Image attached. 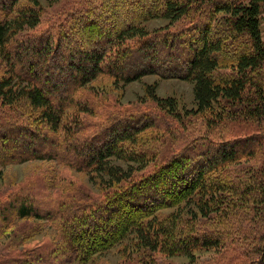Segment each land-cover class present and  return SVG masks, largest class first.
I'll return each mask as SVG.
<instances>
[{
    "label": "trees",
    "instance_id": "16d2710c",
    "mask_svg": "<svg viewBox=\"0 0 264 264\" xmlns=\"http://www.w3.org/2000/svg\"><path fill=\"white\" fill-rule=\"evenodd\" d=\"M83 1L67 14L70 23L40 32L37 1L20 8V0H0V161L57 160L98 173L109 196L60 193L45 183L41 195L7 198L0 236L13 229L7 236L20 241L9 239L8 250L0 244V264H86L130 235L144 254L136 257L141 263L150 254L148 263L156 264L158 252L194 263L197 251L236 252L233 246L246 243L253 249L239 264H264V0H118L108 4L117 9L110 21ZM155 18L170 23L149 33L143 25ZM151 74L193 82L197 109L185 117L209 113L208 133L163 142L165 155L161 147H138L156 116L109 114L103 124L90 122L96 106L78 97L103 75L131 83ZM149 96L183 122L174 99L151 89ZM226 124L232 127L226 136L210 135ZM112 158L140 166L125 170ZM156 159L151 172L137 177ZM44 201L48 212L37 208ZM169 208L177 209L158 217ZM33 218L58 222L62 235L26 250L40 230L18 237V221ZM44 253L55 256L38 262Z\"/></svg>",
    "mask_w": 264,
    "mask_h": 264
},
{
    "label": "rangeland",
    "instance_id": "374dc122",
    "mask_svg": "<svg viewBox=\"0 0 264 264\" xmlns=\"http://www.w3.org/2000/svg\"><path fill=\"white\" fill-rule=\"evenodd\" d=\"M34 1H37L43 7L44 20L40 28V32H46L47 30L51 29V23L61 24L63 22H67V14L69 12L76 13V10L85 4L83 0H20L17 7L23 8L35 6ZM85 1H89L87 4L88 6L93 4L94 7H98L97 9H100V13H106L105 16H109V21L112 18H115L114 12L117 9L110 5L118 0ZM91 16H94L93 12H91ZM261 17V30L264 40V6L262 8ZM67 23H70V21ZM169 23L170 21L167 19L155 18L146 21L143 27L149 33H153L157 30L167 27ZM194 86V83L190 81L177 78L165 79L156 74L142 77L138 81H133L131 83L116 82L112 77L103 75L96 81L90 83L88 86L80 89L78 97L81 99V101L88 102L96 106L95 110L97 111V116L94 118L90 117V122L96 120L100 122V124H103L108 119L109 114H114L116 117H120L136 115L138 112H149L151 115L156 116L158 118L157 122L155 121L153 128H150L142 134L141 143L138 144V147H161L162 149L159 152L161 155H165L167 151L164 150L166 149V145H164L163 142L178 140L176 142L179 143L190 140V137H198L205 135L206 132L208 133L206 120L209 118V113L185 117L197 109V103L194 95ZM150 89L155 90L157 96L160 98H172L176 101L178 110L181 111L185 117L182 123H178L175 118H171L170 115L158 108L157 104L152 101L149 96ZM228 128H232L231 124L221 126V128L214 130L210 135H216L215 137H219L220 135L226 136L228 133ZM159 161L160 159L152 162L150 167L138 174L137 177H142L146 173L151 172L153 167L156 166L155 163H159ZM110 162L112 165L122 166L125 170H128L131 167L137 169L140 166L137 163L128 162L118 158H112ZM98 176H100L98 173L86 174L85 172L77 171L75 168L66 167L57 160H38L6 165H3L0 161V207H5L7 198L13 196L14 194H29L32 191V193L38 192L37 194L41 195L42 189L49 186L51 187V183L55 185L54 187L60 190V193H64V189L67 190L70 188L74 191H77L78 193L83 192L86 195H90V198L92 199H106L107 196H109V192H106L104 186H101V179ZM106 178L108 179L107 176ZM45 183H47L49 186H47ZM47 192L48 191H45V193ZM51 192L52 191L50 189V198ZM46 202L47 201H44V207L37 205V208L41 209L42 212H48L47 210L50 211L51 204ZM190 207L191 206L187 205V208ZM176 209L177 208L163 209L158 212V217L166 218L175 212ZM244 211L247 212V210ZM23 221H18L22 225V231L18 233V237H21L23 233L32 234L33 229L40 230L39 232L34 233V235L27 242H25V244L29 246L26 250L42 245L44 241H47L49 238L53 240L62 235L61 227L59 226L58 222L51 221V218L42 220L33 218L24 222ZM29 227L31 230L28 232ZM184 228L189 229L190 227L185 226ZM12 230L13 229H10L9 231L11 232ZM10 232L0 236V244L2 245V249H9L3 245L6 244L9 239L11 240L7 244H11L12 242V244L15 245V243L17 244L19 243L18 241H20L17 237L14 238L16 234L12 235L15 241L11 236H7V234ZM137 244L138 240L136 239V236L130 235L125 241L118 243L112 249L93 256L86 264L148 263L149 259L151 260L150 254L147 255V259H144L142 263L138 262L141 261V259H137L136 257L140 255L144 256V254L139 252L142 249L140 248L139 244ZM45 245L43 247H45ZM233 247L235 250H237L236 252L230 250L221 254L220 252L213 250L197 251L195 253L194 263L188 256L182 255L176 257H166L162 252H158L155 262L156 264H239L244 258L242 255H244L245 252L253 249L251 244L246 243L243 245V247H238L237 249L235 246ZM6 253H8V251H6L4 254ZM129 255L132 257L128 258ZM251 255L253 254L251 253ZM49 256V253H44L43 257L38 259V262H48L50 259L52 260L54 258L55 254H51L50 259Z\"/></svg>",
    "mask_w": 264,
    "mask_h": 264
}]
</instances>
